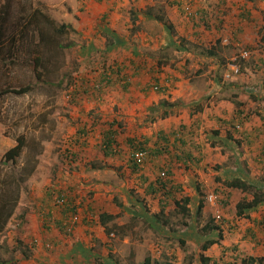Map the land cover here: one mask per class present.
Masks as SVG:
<instances>
[{
  "label": "rangeland",
  "instance_id": "374dc122",
  "mask_svg": "<svg viewBox=\"0 0 264 264\" xmlns=\"http://www.w3.org/2000/svg\"><path fill=\"white\" fill-rule=\"evenodd\" d=\"M125 1L122 12H117L121 18L120 28L125 26L122 25L123 16L130 18L134 6L142 7L133 4L131 8L133 0ZM209 1L211 15L207 13L205 16L199 9L193 10V0H180L179 12L173 18L169 17L173 14L168 15L165 8L168 0L148 1L146 5L153 3L154 11L170 21L171 33L166 34L161 22L150 19L142 24L149 36L142 33L138 40L148 43V46L158 45V54L154 56L157 59L161 57V61L167 58L168 65L175 64L167 70L164 67L167 63L162 61L160 71L156 70L154 76L151 74L147 78V75L143 79L150 91H153L151 85L157 77V82H164L163 86L167 89L163 95L147 90V93L139 95L110 97L109 102L101 94L106 96L115 87L123 91L122 82L117 83V80L121 75L118 69L122 67L120 71L123 72L125 68L124 63L105 62L111 57L116 58V54H122V49L120 45L111 52L104 49L105 33L98 38L97 49L88 52L82 48L86 47L85 41H91L92 31L102 27L99 20L103 8L96 7L99 1L0 0L1 8L9 6V30L15 26L17 29L23 25L30 27L23 44L17 41L13 49L6 39L0 52V158L16 144L18 137L23 136L25 141L17 166L0 165L1 177L14 172L18 179V198L8 221L0 230V264L5 261L6 264H25V259L19 258L22 246L28 250L48 249L44 240L54 237L51 229L61 215L59 211H64V207L70 208L61 201L56 205L52 203V191L58 189L69 192L74 200L79 195L77 205L81 203L77 216L64 218L61 222L72 228L70 234L64 229L59 231L64 238H74L83 215L79 210L87 208V203L92 209L89 223L94 219L96 223L102 210L105 213L118 211L116 219L119 218L118 221L122 223L117 224L119 234L106 235L109 260L99 258V261L93 262L94 256L90 260L89 257L80 256L82 264H143L146 257L150 260L149 264H201V253L215 261L211 264H242V258L248 255L264 256V226L261 222L264 220V203L258 206H261L260 212L257 209L248 212L249 219L237 217L236 204L242 199H250L251 195L244 193L243 196L239 189L227 187L226 184L238 176L264 178V161L255 159L257 156L264 158V133H256V130L264 127V86L260 84L264 78V22H261L264 0H253V4L246 0ZM189 3L192 10L186 8ZM239 13L243 18L240 23L233 19ZM31 15L38 18H32L34 21L27 23ZM91 16L98 17L91 20ZM46 18L52 20L54 26ZM221 19L225 22H221ZM126 23L129 24V21L126 20ZM61 24L68 25L63 33L55 30V26ZM244 24L251 32L246 29L248 35L241 37L244 30L239 28L236 31L235 28ZM39 28L45 32V40L40 45V40L33 36L34 29ZM177 30L180 36L176 34ZM204 31L213 34L204 38ZM216 37L219 43L215 45ZM169 38L173 43H168ZM174 38L177 42H174ZM202 39L204 42L200 43ZM161 42L163 44L160 45ZM164 42L169 45L162 49ZM140 47L144 53L150 51L144 45ZM211 47L218 51L216 57L220 66L216 70L211 67L214 60L207 58L206 50ZM31 48L33 52H30ZM186 48L190 50V58L186 57ZM34 49L45 53L39 66L31 58L35 56ZM243 51L249 56L237 61L240 69L239 73L234 74L229 65L235 61V55ZM185 63H203L204 66L188 68ZM156 66H160V63ZM123 73L130 75L126 71ZM174 73L182 77L184 85L175 84L179 76ZM109 74L116 83L111 81L106 86L113 85L109 90L106 88L98 92L94 84L109 77ZM199 75L217 78L218 86H223L218 97L209 95L200 100H184L182 96H175L176 93L194 96L192 90L186 87L190 79L194 82ZM231 83H238L239 88L234 90ZM27 86L30 89L21 94L4 92L8 87ZM209 91L215 93L212 87H209ZM163 100H167L171 106L162 105ZM185 103L189 105L188 108L182 107ZM203 109L211 111V114L201 118L198 112ZM128 110L132 113L130 115L141 117L138 125L130 128L131 131L126 127L128 122L123 115ZM164 110L170 111L165 117L162 114ZM190 112L197 118L190 119ZM175 114L176 117L184 115L187 121L195 119V124L184 125L177 121ZM155 117V121L166 123V127L178 128L164 131L166 135L158 134L154 129L163 127L157 125L149 129L150 119ZM110 131L114 133V142L119 151L114 156H105L103 139ZM173 131L178 133L168 134ZM127 138L135 142L147 141L146 158L136 174H131L127 168L130 154ZM172 141L178 142L179 147L171 148ZM155 149L161 152L153 157ZM172 151L180 157L185 155V151H191L195 160L190 163H184L182 159L181 162L177 161L171 157ZM172 162L177 163L178 171L183 169L181 176L175 177L171 173L164 192H160V189L147 192L148 185L156 181L161 171L167 170L169 173ZM73 176L79 180L73 181ZM48 191L51 192L49 197ZM211 194L216 197L213 204L207 200ZM185 197L189 198L186 203ZM175 200L181 201L191 214L184 213L181 207H175ZM201 201L203 208L197 216V205ZM160 209H163V213L157 221L153 220L152 215ZM142 210L146 211L143 218L133 216V213H141ZM258 220L259 227H256ZM210 223L216 224L218 230L201 237L198 231ZM90 234L92 236L94 232ZM125 238H129L128 243L123 242ZM208 238L217 240V243L202 251L201 244ZM67 245L69 242L63 243L64 247ZM93 248L99 250L101 246H91V255L95 254Z\"/></svg>",
  "mask_w": 264,
  "mask_h": 264
},
{
  "label": "crops",
  "instance_id": "0c3cea01",
  "mask_svg": "<svg viewBox=\"0 0 264 264\" xmlns=\"http://www.w3.org/2000/svg\"><path fill=\"white\" fill-rule=\"evenodd\" d=\"M148 1H152V0H133L131 2L132 3V5H130L131 8H132L133 4H136L137 6H142V7L138 8V7L134 6L133 9L131 10L133 12L134 11L136 12V15L138 17L136 20H134L132 17H130L132 20L129 17H127V18H125V16L122 17V21H124V23L122 25L125 24V26L123 28H120V27H122L119 25L121 18L118 14L120 13L119 11L122 12V6L124 7L126 4L125 0H124V2H119L117 0L109 1V2L101 1V2H99V5H96V7H100L101 9L103 8L102 15H100L102 18L100 17L101 19L99 20V22L102 21V27H99L98 29L93 30L92 31L93 33L91 35L89 34L91 36V39H90L91 41H85V42H87V43H85L86 47L82 46V48H85L86 50H88V52L97 49L98 48L97 46L99 45V39L98 38L102 34L104 35V33L107 34L106 36L104 35V37H103V44H105L104 49L111 52V51H114L117 48V46L120 45L119 48L122 49L121 52H123V53L122 54H116V58L112 59V57H111L110 59H112V61H110V59H108L105 63H112V62L124 63L123 66H124L125 70H123V72L126 71L128 74H130L129 76L123 75L124 73L119 70L121 75L119 74L120 79L117 80V83L119 81L122 82L123 91L119 87H115L114 90L112 91V89H111L110 92L108 94H106V96L104 95V93L101 94V95H103L102 97H104V99H107L109 102H111L109 99L110 97H111V99H113L115 97H117V98L123 97L124 94L125 95H132V94L139 95L142 92L147 93V90H149V89H147V86L145 85L146 82L144 81L146 76L148 75L147 78L151 74H153V76H154L155 75L154 73H156V70L160 71L159 68H161L162 61L164 63L165 62L167 63L166 66H164L167 70L170 69L169 67L174 66V64H175V63H171L172 65H168L169 60L167 58H164L161 61L160 60L161 57H159L157 59L154 56V55L158 54V52H157V48L159 47L158 45L148 46L147 45L148 43H143V41L140 42L138 40V38L142 37V35H141L142 33L144 35L149 36V34L144 31V27H143L144 25L142 26V24L147 23L146 22L147 20L154 19L150 16L146 17V15H144L145 10H148V8L154 7V9H155L154 4L151 2H150V5H146L149 3ZM179 1L180 0H168L169 4H168V6L166 5L165 8H166L168 15H169V13L173 14V16L169 15L170 18L177 16V14L179 12L178 11ZM209 2H210L209 0H193V4H194V7L196 8V10L199 9L205 16L207 13H209V15H211L210 14L211 7L208 6ZM251 3L253 4L252 1H251ZM92 5L95 6V4H92ZM226 6H227V3H226ZM222 7H223V5H221V8ZM154 9H153V11H154ZM108 10H111V11L108 12ZM117 12H119V13L117 14ZM234 12L235 11L233 10V13ZM240 16H241V14L239 13V16H237L236 19L235 18H233V19L240 23L241 21H243V18H241ZM96 17H98V16H93V17L91 16L90 19L96 20ZM226 18H229V17H226ZM262 19H263L262 21L261 20H259V21H261L263 23L264 22V13H263ZM126 20L129 21V24L126 23ZM228 20H230V19H228ZM220 21L225 22L224 19H221ZM93 28H94V26H93ZM239 28H240V30H244V32L241 31V34H240L241 37H245L248 35L249 32H251V29L248 28L247 26H245V24L243 25V27L237 26V28H235L236 31ZM246 29L249 32H247ZM165 32H166V34H168V31L166 29H165ZM176 32H177L176 34H178V36H180V33L178 32V30ZM207 32L208 31L202 32V36H204V38L209 37L210 35L213 34V33L207 34ZM150 35H152V34L150 33ZM189 38H190V36H189ZM203 40L204 39H202L200 41V43H202ZM242 40H244V39H242ZM174 42H177V40H175V38H174ZM246 42H247V39H246ZM106 43L108 44L107 46H106ZM168 43L169 44L173 43L171 41V38L168 39ZM168 43L164 42V45L161 46V48L165 49V46L169 45ZM161 44H163V42H161L160 45ZM216 44H217V37L215 39V45ZM143 45L146 46V48H148L150 51H148L147 53L142 52V47H140V46H143ZM184 52L186 53L187 58L191 57L190 50H188V48H186L184 50ZM207 58H210V60H214V63L211 66L212 68H214V70H216V67H217V69L219 68L220 63L217 62L218 59H217L216 55L207 56ZM158 63H160V66H156V64H158ZM185 64L189 66L188 68H192V67H194V65H197L198 68L204 66L203 63H185ZM164 67H162V68H164ZM183 69L186 73V66L185 65L183 66ZM128 71H131V73ZM174 75H177V74L174 73ZM177 76H179V75H177ZM205 78L200 77V75H199L198 77H196V79H194V82H191V79L188 81L186 88H190L192 90V92L194 93V96L189 97L188 95H185L184 93H179V94L176 93L175 96H177V98L182 96L184 98V100H189V99L200 100L202 98L208 97L209 95L218 97L219 93L222 92V90H223V86H218V80L215 76H212V78H206L207 80ZM157 79H158V77L154 79V82H157ZM174 80H175V78H174ZM170 81H171V79H170ZM176 81H177V83H175L176 85H178V84L184 85L185 84L184 81L182 82V77H180V76L176 77ZM112 82H113V84H115L116 80H114ZM163 83H161V84H163ZM260 84L261 85L263 84L262 81L260 82ZM112 86L113 85H111L108 88L105 87L102 90H105L106 88H107V90H109ZM238 86H239L238 83H231V87L234 88V90H237L239 88ZM209 87L214 88V92H215L214 94L210 93ZM102 90L100 92H102ZM153 91H150L149 93H153ZM154 92L157 93V91H154ZM159 93L162 95L164 94L162 92H159ZM140 98L144 100V97L141 96ZM157 99H158V97H157ZM182 107L188 108L189 105L187 103H185L182 105ZM209 112H211V111H207V110L203 109L200 112H198V114L200 115L201 118H205V116H208L209 114H211ZM110 114H113V113H110ZM130 114H132L130 110L124 111V114H123L124 119L128 122V126H126L128 128V131L130 130V128L133 125H138V123L140 122L139 120H141L140 116L138 118H136ZM123 115H121V118H123ZM175 117H176V114H175ZM188 117L190 119H192V117L196 119L197 115H194L190 112V113H188ZM176 118H177V121L182 122L183 124L184 123L188 124V125L195 124V119L192 122L187 121L185 119L184 115L182 117L180 115H178ZM181 118H182V120H181ZM155 119H156V117L153 119L152 118L150 119L149 129H153L157 125L160 127H163L164 129H161V128L160 129H154V130L158 131V134H165L164 131L172 130V128H178L177 126L166 127V123L159 121V120L155 121ZM204 121L206 122V120H204ZM116 125H119V123H117ZM196 125L199 126V123L197 122ZM138 129H140V127ZM256 131H257L256 132L257 134H260V133L263 134L264 133V127L262 126L261 128H259ZM170 133L172 134V133H178V132L173 131V132H169L168 134H170ZM147 138L148 137H146V139ZM128 139L129 138H127V140ZM193 145L196 146V143H194ZM170 147L171 148H178L179 147L178 142H173V144ZM155 150H157V149H155ZM155 150H154L153 157L156 156ZM185 152L186 153L183 157H180V156L173 154V151L171 152L170 155H171V157L176 158L177 161L181 162V159H182V161L184 163L185 162L190 163L189 161L195 160V157H193V153L191 151H185ZM169 159H171V158H169ZM255 159L259 160L260 162L264 161L263 157L257 156V157H255ZM176 160H174V161H176ZM182 171H183V169H179V171H178L177 163L172 162V166H170L168 178L171 179V177H172V175L170 177L171 173L174 174L175 177L181 176ZM191 178H192V176H191ZM170 179H168V180L170 181ZM72 180L78 181L79 179L73 176ZM244 193L245 192H242L240 194L244 196ZM76 201H79L78 196H77ZM260 207H257V210H259V212H260ZM59 212H61V215L57 219L54 227L51 229V235L54 237H52L48 240H44L45 247L48 249H44V250H42L43 248L42 249H36V250L30 249L27 257H24L21 254V257H19V258L25 259L23 261L25 264H82V260H80L79 257L80 256H84V258L89 257L88 260H90L91 257L94 256V254L91 255L90 248H91V246H95V244L98 246L99 245L101 246V248L99 250L97 249L98 252L93 249V251L96 254L95 255L96 258H98V257L101 259L106 258L109 260V252H108L109 250L107 249V248H109L108 247L109 243H108L107 237H106L107 234L104 230V226H101L100 223H98L99 220L96 223H95V220L91 223H89V222L87 223L86 220L82 217V220L79 222L78 226L75 229L76 232H74V238L67 239V238H64V236L62 234H60V232H59L60 227H61L60 224H61L62 220L67 216V213L65 212V210L64 211L60 210ZM103 212L104 211L102 210L101 213H103ZM117 213H118V211H116V210H113L110 212V214H113V215H117ZM82 214H84V213L82 212ZM82 216H84V215H82ZM95 216H97V215H95ZM98 216H99V214H98ZM116 218H114L112 220V223H114L116 225L117 224L122 225V223L120 221H118L119 218L118 219H116ZM246 219H249V218H246ZM259 222L260 221L258 220L256 227H259L258 226ZM91 231L94 232V235H92V236L90 234ZM263 231H264V228H263ZM124 236H120L119 238H123ZM128 241H129V238H128V240L126 238L123 239V242L128 243ZM66 242H69V245H67V247H64L63 243H66ZM57 246H59V248L56 249ZM23 247H25V246H23ZM88 247H90V248H88ZM53 248H55V249H53ZM99 258L97 260H99ZM84 264H90V263L84 262Z\"/></svg>",
  "mask_w": 264,
  "mask_h": 264
},
{
  "label": "trees",
  "instance_id": "16d2710c",
  "mask_svg": "<svg viewBox=\"0 0 264 264\" xmlns=\"http://www.w3.org/2000/svg\"><path fill=\"white\" fill-rule=\"evenodd\" d=\"M247 1H253V0H247ZM6 6V5H5ZM4 8V9H3ZM0 7V52L2 50V47L5 45V41L6 39H8V43L9 46L11 48L14 49V45L17 43V41H21L23 44L25 42V40L28 37V32L30 30V27L27 25H23L20 26L19 29H17L15 26L12 29H8L7 27V21H8V11H9V6L8 7ZM7 8V10H6ZM186 8H190L191 10L192 5L189 4L188 7ZM150 9V10H149ZM154 7L148 8V10H145L144 15L150 16L152 18H154L155 20L161 22L164 26L165 29L171 33V23L170 21H168V19L163 15V14H159L157 12L153 11ZM185 10V8H184ZM193 10L197 11L196 8H194ZM131 11V15L132 18L134 20H136L138 17L136 15V12ZM37 19L38 17H33L31 15V19H29L27 21L32 23L34 20L33 19ZM33 20V21H32ZM47 22H49L50 24H52V26H54V23L52 20L46 18ZM10 28V26H9ZM66 28H68V25L66 24H61V25H57L55 26V30L59 33H63L65 32ZM9 32V33H8ZM33 36L34 38L39 39V45L41 43L44 42L45 40V32H43V30L41 28L39 29H34L33 31ZM264 39V38H263ZM219 43V41H217V44ZM38 45V47H39ZM216 48H218L216 46ZM216 48H209L207 49V54L208 56H214L216 55L217 49ZM32 49V48H31ZM34 51H36L35 56L31 57L34 60V63H36L37 66H39V63H41V60L43 59L45 53L39 51L38 49H34ZM33 52V49L30 51ZM243 59H246L244 57L241 56V54H236L235 55V61H231L232 63H234L239 69H240V65L239 63H237L238 60L242 61ZM38 68V67H37ZM262 81V85L264 86V78L261 79ZM261 85V86H262ZM30 89V86L27 87H22V88H16V87H8L7 89H5L4 92H8L11 91L15 94H21L24 92H27ZM162 93H165V91H161ZM162 105L164 106H168L170 107L171 105L169 104V102L167 100H163L161 102ZM170 111L164 110L163 117H165L167 114H169ZM78 132H83V130H78ZM106 138L103 139V152L104 154L110 155V156H114V154L116 155L118 150V147L116 146L115 142H114V133L107 132L106 134ZM128 146L130 149V154L128 156V160H127V168L129 169L131 174H136L139 170V167L143 165L144 160L142 161V163L137 162L136 158H135V153L139 152V151H145L148 150L147 147V141H140L138 140L137 142L134 141V139L129 138L128 139ZM25 146V141H24V137H18L17 138V142L15 145H13L12 147L8 148L3 155L0 158V165H9V167L14 168V166H17L18 161L20 159V157L23 155V149ZM159 152H161L160 150H155V155H157ZM153 153V151H152ZM154 155V154H153ZM179 156V155H177ZM94 166V165H92ZM94 168V167H93ZM139 174V173H138ZM168 174L167 170L166 171H161L156 179L155 182H153L152 184L148 185L147 188V192H156V189L159 190L160 192H164L163 189L167 186L166 184V180L168 178ZM16 173H9L4 175L3 177L0 176V230L5 226L6 222L8 221L12 210H13V206L18 198L17 196V188H18V179L17 176H15ZM22 180V177L20 178ZM19 179V180H20ZM227 187H231V188H237L239 190H241L242 192H245L246 194H250L251 198L250 199H242L240 200L237 204H236V215L237 217H242V218H249V213L252 210L257 209V207L260 204L264 203V178H248L247 176H242V177H234L233 179H230L229 181L226 182ZM17 187V188H16ZM72 187V186H71ZM12 188V189H11ZM71 189V188H69ZM75 189V187H74ZM72 190V189H71ZM53 194V198H52V203L54 205L58 204V201H61L62 203H67L69 205L70 208H65L64 205L62 203H59V205L63 206L65 209V212L67 213V216L65 217V219H67L69 217V219L77 216L78 209L81 208V203L79 205H77V201H75L72 197V195L62 189H58L56 192L52 191ZM49 194H51L50 191H48L47 195L49 197ZM57 197V198H56ZM79 197V195H78ZM44 202H47L48 204H50L49 201H45L43 199ZM189 198L185 197L184 198V202H188ZM138 204H140L139 200H137ZM181 201H174L175 207H181L182 211H184V213L186 212L188 215H190L191 213L189 212L188 208L185 207V205L181 204ZM88 205H86L87 208H82V210L79 212L80 213H84L82 216L86 222L88 223V221H91L92 219L90 218V213L92 211V209H89V203H87ZM142 204H140L141 206ZM203 208V201L199 202V204L197 205V210H196V214L197 216L199 215L201 209ZM161 213H163V209H160V211L158 213H155L154 215H152L151 218H153V220L157 221L161 215ZM146 214V211L142 210L141 213H133V216H139L141 218H143V216ZM118 215H113L110 213H100L98 216V220L101 226H104V230L106 232V234L108 236L113 235H117L119 234V227L112 223V220L114 218H116ZM95 220V219H94ZM263 223L264 226V220L261 221ZM261 223V225H262ZM60 231H64L67 234H70V232H72V228L67 225V223H63L60 224ZM218 226L215 224H211L210 225H206V227L203 229L201 228L198 231V234L201 237H207L209 236L211 233H213V231L218 230ZM64 229V230H63ZM221 232V231H220ZM221 235V233H219ZM217 240L208 238L205 239L204 242L201 244V249L202 251H205L207 248H209L212 244H216ZM23 247V246H22ZM94 249V248H93ZM95 251H98L96 249H94ZM94 253V251H92ZM21 254L24 257H27L29 254V250L27 249V247H23L21 250ZM96 254H94L95 256ZM99 258V257H98ZM98 258L93 259V262H97L99 260H97ZM200 259V263L201 264H211L212 262H215L210 256L205 255L203 253L200 254L199 256ZM242 264H264V256H254V255H248L244 258H242ZM150 260L148 257H146L144 259V263L143 264H149ZM7 262L5 261L4 264H6Z\"/></svg>",
  "mask_w": 264,
  "mask_h": 264
},
{
  "label": "built area",
  "instance_id": "2783aa9c",
  "mask_svg": "<svg viewBox=\"0 0 264 264\" xmlns=\"http://www.w3.org/2000/svg\"><path fill=\"white\" fill-rule=\"evenodd\" d=\"M95 1L101 2V1H115V0H95ZM243 55L245 56V55H247V53L244 52ZM231 69L234 72V74H237L239 72L238 67L236 65L231 66ZM226 76H228V75H226ZM107 81H108V78H106L104 82H107ZM151 86H152V89L154 91H160L161 92V91H165L167 89L166 86H163V84H161L159 82H153ZM145 155H146V151L136 152L135 158H136L137 162L142 163V161L145 158ZM215 198H216L215 195L211 194V195H208L207 200L213 204L215 202ZM216 217L219 218V215H216Z\"/></svg>",
  "mask_w": 264,
  "mask_h": 264
},
{
  "label": "clouds",
  "instance_id": "9594fccd",
  "mask_svg": "<svg viewBox=\"0 0 264 264\" xmlns=\"http://www.w3.org/2000/svg\"><path fill=\"white\" fill-rule=\"evenodd\" d=\"M244 52L245 51H243V53H240V54H241L242 57L247 58L246 56H249V55L247 54V55L244 56L243 55ZM233 60H235V57H234ZM233 65H235V64L231 63V65H229V67H231ZM120 69H121V67L118 70H120ZM238 71H239V68H238ZM107 78H108L107 82H104L105 79H106V78H104L102 81H99V82L95 83L93 87H95L98 90V92H100L103 88H105L107 86L108 83H110L114 79V77L111 74H109V77H107ZM151 88H152V86H151ZM157 92H160V91H157Z\"/></svg>",
  "mask_w": 264,
  "mask_h": 264
}]
</instances>
